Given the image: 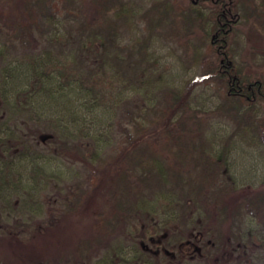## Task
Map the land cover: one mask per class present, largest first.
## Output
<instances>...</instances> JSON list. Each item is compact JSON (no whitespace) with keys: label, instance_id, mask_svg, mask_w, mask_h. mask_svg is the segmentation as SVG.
I'll use <instances>...</instances> for the list:
<instances>
[{"label":"trees","instance_id":"1","mask_svg":"<svg viewBox=\"0 0 264 264\" xmlns=\"http://www.w3.org/2000/svg\"><path fill=\"white\" fill-rule=\"evenodd\" d=\"M10 1L0 0V9ZM170 1H154L150 16L135 0H33L35 22L21 26L37 44L24 51L16 46V33L0 29V212L42 214L45 202L39 203L37 196L44 190L42 179L57 183L54 179L64 176L60 166L48 163L67 156L92 165L114 142L119 124L127 138L117 145L108 178L102 177L94 188L96 199L93 204L82 201L89 180L72 187L71 212L62 209V216L68 214L62 222L70 231L75 216L83 218L80 205L86 215L90 205H101L89 213L98 220L93 224L101 236L97 238H103L102 231L125 230L128 224L137 259L128 260L116 248L96 263L85 249V255L79 251L82 262L155 264L141 242L180 240L176 226L186 216V224L194 223V229L215 243L217 259L208 258L207 264H264L262 227L239 228L245 205L264 213V181L236 185L228 163L232 137L213 150L212 140L204 136L205 116L193 105L190 89L215 83L224 90L220 109L238 124L235 132L262 130L256 112L257 103L264 102V71L239 64L233 45L243 22L252 21L264 34V0ZM146 16L151 17L149 33L135 34L142 31L140 21ZM169 18L190 38L189 68L204 61L203 71L188 80L186 89L173 84V73L155 51L154 28ZM18 118L28 131L13 127L20 128ZM46 142L54 158L41 147ZM31 193L35 202L30 209ZM15 197L19 207L12 205ZM198 212L201 221L193 216Z\"/></svg>","mask_w":264,"mask_h":264},{"label":"rangeland","instance_id":"2","mask_svg":"<svg viewBox=\"0 0 264 264\" xmlns=\"http://www.w3.org/2000/svg\"><path fill=\"white\" fill-rule=\"evenodd\" d=\"M154 1L156 0H135L136 3L141 4L139 10L142 13L146 10L151 11L149 13L150 16L153 15V9L151 7ZM245 1L254 4L258 0ZM27 2L26 0H11L2 5V9H0V29L2 32H9V34L13 33L15 35L16 33L19 38H16L18 44L16 46L20 49L19 51L31 49L30 47L33 48L37 44V39L32 38V33L28 29L23 31L21 26L29 24L30 22H35L33 16H37V9L31 3L33 0H29L28 5ZM170 2L178 3L177 0H171ZM150 16L141 19L140 24L142 31H140L139 28L135 34L143 35L149 33L148 23H150ZM173 22L174 21L169 18L167 23H158L156 28H154V38L157 39L155 51L157 55L161 56L166 70L173 73L171 78L173 84L186 89L188 88V80L199 77L203 71L202 63L204 61L202 60L198 66L189 68L190 51L189 48H187V40H190V38L183 33L177 21ZM252 23V21L243 22L242 27L237 28L235 31V41L233 45L234 58L248 70L264 71V34ZM190 26L192 29L196 30L193 25ZM23 39L26 40L23 41ZM205 48H207V46H205ZM186 66L188 68H186ZM190 89L193 105L198 107L202 115L205 116L206 125L204 136L212 140L213 150L218 151L223 146L225 139L232 137L229 143L228 163L230 172L237 183L236 185L257 186L263 182L264 102L259 101L257 103L256 112L257 117L262 123V130L259 129V133L254 131L249 134L247 132H235L238 125L235 119L228 116L227 111L220 109V105L223 103L224 90L219 89L213 82L197 84ZM17 121L20 123L24 121V119L18 118ZM13 127H17L16 129H18L20 133L29 130L26 124L23 125L21 123L20 128L15 124ZM121 130L122 127L117 124L114 128V136H116L114 142L99 158V160L102 159L105 161L104 164H99V160L97 159L92 165L86 166V164L79 159L75 161L74 157L69 158L67 156H60V159L56 160L54 154H52L55 152L50 151L52 150L51 143H39L42 148H45V153H49V155L54 158L55 162L48 163V165L51 164L55 166L56 164L60 166L61 170L59 173L64 174V176H57L56 179H54L58 184L54 183L51 178L45 179V181L42 179L44 190L39 189L37 194L38 202L40 203L41 200L45 202L43 204L44 210L42 214L33 212H30V214L27 212L25 213V211H23L24 209L11 216H7V211L5 212L2 210L3 212H0V217L3 215L0 218V264H87V261H81L83 254L85 255V249L89 250L87 255L96 263L101 257L107 256L110 250L116 248L122 249L125 255L131 253L130 250L133 249L135 240H133L134 233L130 230L128 224H124L125 230L115 228L114 231H107L106 233L102 231L105 234L103 238H97L101 236L98 235L99 231L93 228V224L96 221L98 222V220H94L90 214L94 210L100 209L99 207L101 205H98V207L90 205L91 209L88 215L83 211V206L80 205V212L83 213V218H80L78 215L71 221L72 230L74 231L67 230L66 224L62 222L71 212V210L67 212V209L71 204L68 195L72 187L78 186L79 184H86L89 180L91 185L82 198V201L83 203H87L91 200L92 203L93 199H96L93 198L94 194H92L94 188H98L100 184L99 180L102 177L108 178V170L112 169V166H115L113 160L116 153L114 154V152L117 151L118 154L120 150H118L117 145L121 144L122 141L123 144H125L127 136L125 137L123 133H121L123 130ZM19 168H22V166H19ZM34 196V193H31L28 199L30 209L34 206ZM16 198L17 197L13 200V207L17 205L19 207L21 203ZM99 204H102L101 201ZM2 207L3 205L0 203V209H2ZM244 207L246 208L244 213L246 211L247 213L239 217V228L248 229L247 227H262L261 229L264 231V213H260L261 210H249L248 208L250 207L246 205ZM62 209L68 214L62 216ZM199 215L198 212L193 216L196 220L201 221ZM184 217L185 219L182 218V222L176 226L178 232L181 234V239L175 240L171 238L172 243L181 242L191 231L198 232V229L194 230V223L187 222L186 224L185 221L187 218L186 216ZM23 224L29 227L26 231L22 228ZM10 229H13V231H9ZM23 231H25L24 234L21 233ZM169 233L171 235L173 234L171 232ZM202 238L203 244L209 239L205 233L202 234ZM79 251H82L83 254ZM199 264L204 263L201 261Z\"/></svg>","mask_w":264,"mask_h":264},{"label":"flooded vegetation","instance_id":"3","mask_svg":"<svg viewBox=\"0 0 264 264\" xmlns=\"http://www.w3.org/2000/svg\"><path fill=\"white\" fill-rule=\"evenodd\" d=\"M24 232L25 231H23V233ZM202 234L200 230H198V232L191 231L190 234L179 243H164L161 237H157L153 242L160 243L145 245L141 242L140 247H142V251H145L144 254L148 256L147 258L150 259V261H154L155 264H199L201 261L207 264L208 258L217 259L214 254L215 243L208 239L203 244ZM133 249L130 250L131 253L129 255H126L128 260L137 259L138 254H134ZM223 255H227V251H225ZM89 263L90 262L87 260V264ZM140 264H147V262L140 261Z\"/></svg>","mask_w":264,"mask_h":264}]
</instances>
